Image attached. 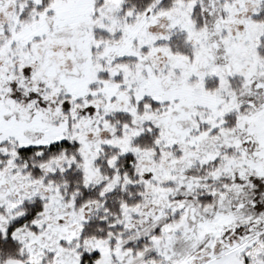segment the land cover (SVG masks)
I'll list each match as a JSON object with an SVG mask.
<instances>
[{"label":"snow or ice","instance_id":"snow-or-ice-1","mask_svg":"<svg viewBox=\"0 0 264 264\" xmlns=\"http://www.w3.org/2000/svg\"><path fill=\"white\" fill-rule=\"evenodd\" d=\"M0 264H264V0H0Z\"/></svg>","mask_w":264,"mask_h":264}]
</instances>
